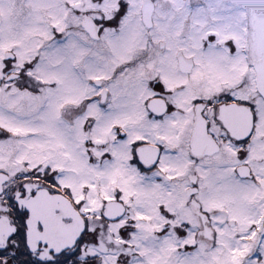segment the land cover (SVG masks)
Masks as SVG:
<instances>
[{"label":"flooded vegetation","instance_id":"flooded-vegetation-1","mask_svg":"<svg viewBox=\"0 0 264 264\" xmlns=\"http://www.w3.org/2000/svg\"><path fill=\"white\" fill-rule=\"evenodd\" d=\"M142 1L151 4L146 26L139 9L146 49L113 65L99 57L108 54L106 32H117L124 17L120 2L110 16L79 1L66 3V12L77 20L68 26L71 34L65 28L57 30L47 9L49 38L45 39L59 45L69 36L76 37L85 49L78 51L75 45L70 53L73 64L67 72L77 90L70 101L57 96L62 85L57 87L56 78L44 75L42 48L24 59L4 52L0 91L4 97L19 98V106H4L5 113L15 118L10 120L12 127L0 122V264H95L96 255L88 254V247L96 243L93 225L108 228L124 222L120 233L136 219L148 221L137 210L130 212L138 215L135 220L127 216L129 207L120 187L114 186L111 195L102 192L99 182L110 178L100 173L94 178L99 181L100 207L89 204L86 167L116 165L117 146L122 142L127 144L130 168L151 178L152 185L165 183L174 189L175 208L157 205L162 222L157 237L173 234L181 242L191 235L192 243H183L175 251L204 244L212 256L217 254L218 264H264V0H187L202 15L194 23L190 42L198 56L181 47L191 23L182 17L184 9L157 4L166 0ZM38 13L41 16V9ZM161 14L173 20L157 23ZM94 51L100 54L96 61ZM185 60L191 61V67L181 69L179 64ZM114 85L118 91H113ZM120 94L127 96L133 114H138L131 125L104 120ZM5 102L0 100V105ZM133 127L143 133L135 134ZM6 145H12L9 160L4 158ZM84 158L86 165L81 167L79 159ZM74 168L80 172L75 180L78 188L72 180ZM222 170L230 176V187L246 184L245 193L229 199V208H204L202 191L210 180L217 186ZM118 176L115 172L111 178ZM110 202L124 207V216L114 222L105 218ZM179 206L189 214L178 211ZM122 235V242L130 236ZM72 237H76L72 246L60 249ZM127 246L130 256H116L115 264H129L132 259L146 264L139 246ZM171 258L167 256L163 263L175 264Z\"/></svg>","mask_w":264,"mask_h":264},{"label":"rangeland","instance_id":"rangeland-1","mask_svg":"<svg viewBox=\"0 0 264 264\" xmlns=\"http://www.w3.org/2000/svg\"><path fill=\"white\" fill-rule=\"evenodd\" d=\"M76 1H79L83 6L85 3L89 9H102L107 16H110L111 13L118 9L116 5L119 2L122 6L121 8L126 10L123 14L124 17L120 23L119 30L117 32L112 30H108L106 32L107 42L109 43L108 54L106 55L105 53V55L103 57H99V59L113 65L117 63V59L119 62L126 61L133 55L134 52L146 49V37L144 34L146 28L139 22V9L141 8L140 4L142 0H97L98 3L94 6H90V3L94 2V0H0V60L4 58V52L12 51L18 54L20 59H24L28 56L31 57L36 48H42L43 53L46 55V71L44 72V75L48 78L55 77L57 87L59 86V83L62 85L57 90V96L65 99V101L74 99L77 93L76 86L73 83L74 80L71 74L67 72L68 70L70 71L71 65L73 64L72 59L70 58V53L74 52L75 49L73 48L75 45H79L77 48L78 51L84 52L85 49L82 47L83 44H77L78 42L73 34L72 35L75 37L74 39H70L69 36L68 39L62 41L60 40L61 44L59 45H56L55 42L51 43L49 40H46L45 36L49 38V35L45 25V15L47 13V9L52 11L51 15L55 19L54 23H56V26L58 27L57 30L61 32L62 28H65V33L71 34L68 26L73 23H77V20L71 19L74 18L72 16V12H66V7H64V5L66 3L72 4ZM190 1L166 0L157 4H163L166 6L172 5L177 7V9H184L182 11V17H186V20H190L191 23L189 26L190 28H187L189 36L187 37L186 42H180L181 47L189 55L194 54L198 56L195 44H190V42L194 37V23H196L202 15L198 11L196 12L194 7L189 5L191 4ZM40 9L41 16L38 13ZM161 15L162 19L156 17L157 23L173 20L170 15ZM73 29H77V27L74 26ZM120 33L122 35H120ZM177 41L178 40L175 42ZM43 44L44 46H41ZM99 55L100 54L97 51H94L92 60L96 61ZM78 56L80 57L81 55ZM58 63L62 66H55V64ZM118 90V86L114 85L113 91L115 92ZM133 91H138V88H134ZM123 95L120 94L112 112L104 118L105 121L111 118L114 122L129 123L131 125L132 122L136 120L138 114H133L134 110L130 107L127 96ZM81 98H83V96H81ZM4 99L7 102H5L3 106L0 105V122H4L9 127H12L10 125L13 123H11L10 120H15V118L9 117V115L5 113L6 110L4 109V106L18 107L19 98L13 95L4 97L2 91H0V100ZM89 111L86 110L87 113H89ZM55 112H57V109H55L54 113ZM128 116L129 119L127 120L126 117ZM72 128L75 131H78V120ZM132 132L140 135L143 133V130L139 127H133ZM126 145V143L122 142L117 146L119 148V156L117 158L118 160L116 161V165L113 164L114 166H110L107 164L105 166L103 163L101 167H95L92 165L86 167V171H88L87 182L88 185H90V195L88 196L90 201L89 204H91V208L94 207L95 209H98L100 207L98 202L99 197L96 193L98 188L96 183L99 181L96 182L94 180L95 175L100 173L110 178L104 179L102 184L99 182V188L102 192H105L106 195H111L113 193L112 191L114 186L120 187L123 192L122 198L129 207L127 216L135 220V217L138 218V215L135 214L134 216L133 214L131 216L130 212L132 210H137L148 217V221L141 222L139 219H136L137 222L135 221L134 224L128 223V225H132L130 226L131 228L126 227V229H123L120 233L118 230L121 228L122 224H125L124 222L115 224V226H110L108 228L93 225L92 237L95 238L96 243L93 246L88 247V254L96 255L98 260H96L95 264H115L116 256H130V250L127 246L128 243L139 246L142 251V261L146 264H164L163 261H167V256H172L171 261L175 262V264H200V262L201 264H218L216 259L217 254L215 255V253L212 252V256L210 254L211 251H209L207 246L204 244H197L195 249L189 251H175V248H180L183 243L191 244V235L189 237H185L186 241L181 242L180 240L178 241V238L173 234H171L170 237L167 235L164 237H157V235H155V232H157V230L162 226V222L158 218L156 212L157 205L158 203H162L170 209L175 208L173 195L174 189H171L170 185L167 186L165 183L157 186L152 185L153 183L151 178L139 175L135 169L130 168L127 162L128 148H126ZM11 147L12 145L5 146V148H7L6 153L8 155V157L4 155L5 159L9 160ZM36 149H39V147ZM94 152L96 153L97 151L94 150ZM224 158L227 159L229 156ZM79 161L81 167L83 166L82 163L86 165L85 158L82 161L79 159ZM224 163L225 162L223 161V165ZM74 172L72 180L75 181L80 179L78 178L80 174L79 168H74ZM115 172H118L119 176L111 178ZM220 174L222 179L216 183L217 186H215L210 180L208 189H204L202 191L203 194L201 195V202L204 208L217 209L220 206L229 208L227 206L228 203H231L229 199H234L236 195H242L245 193L247 187L246 184L244 185L240 183L238 185L235 184L234 187H230L227 184V181L230 178L227 170H222ZM74 183H76V181ZM78 183L79 181L76 184ZM223 183L227 185L226 188H219L218 186ZM79 184L76 186L77 188L79 187ZM205 190L206 192L204 193ZM258 195L261 194H257V196ZM181 198H183V196H181ZM180 206L177 207L178 211H181L182 214L188 215L189 211ZM187 219L190 220L189 217ZM191 231L187 233L190 234L192 233ZM122 233L130 235L126 237L125 242H122L124 240ZM227 261L229 263L231 259L228 258ZM139 262H141L139 259H132L129 264H139Z\"/></svg>","mask_w":264,"mask_h":264},{"label":"water","instance_id":"water-1","mask_svg":"<svg viewBox=\"0 0 264 264\" xmlns=\"http://www.w3.org/2000/svg\"><path fill=\"white\" fill-rule=\"evenodd\" d=\"M150 11H151V4H148L146 1H143L142 9H141V16H142V20H143L145 25L147 24V21H148V18H149L148 14H149ZM82 26L85 27V29H88V31L90 32V35H91V30L88 28V25L86 24V22H84ZM9 57H11V54L7 55V58H9ZM185 61L186 62H184V63L182 62V63L179 64L181 69H185V68H190L191 67V61L190 60H185ZM230 111H235L236 112V110H234V109L233 110L232 109H230V110L227 109L226 112L229 113ZM234 122L238 123L235 120H234ZM234 127L238 128L239 124H235ZM137 155L139 156V153ZM114 212H116V211H114ZM117 215H115V217L111 218V219L115 220L116 218L120 217L122 214H119L118 216ZM108 218L110 219V217H108ZM78 233H81V230L78 231ZM75 239H76V237H72V240L69 243H67V244H63L60 249L71 247L72 244L74 243Z\"/></svg>","mask_w":264,"mask_h":264}]
</instances>
